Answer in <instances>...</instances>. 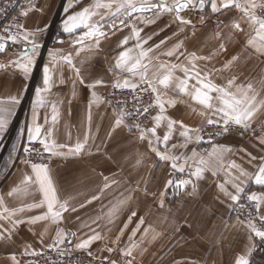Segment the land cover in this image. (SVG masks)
Returning <instances> with one entry per match:
<instances>
[{
	"label": "crops",
	"instance_id": "crops-1",
	"mask_svg": "<svg viewBox=\"0 0 264 264\" xmlns=\"http://www.w3.org/2000/svg\"><path fill=\"white\" fill-rule=\"evenodd\" d=\"M238 2L243 3V0ZM94 3L96 0H29L24 9L27 15L23 32L15 42L3 40L10 46L0 53V64L6 65L0 68V108L6 110L0 113L5 120L0 129V157L16 122L20 120L22 123L6 159L0 162V196L4 198L3 205H0V232L7 236L4 230L11 231L10 239H0V264H16V261L20 264L22 254L50 248L53 244L77 250V244L94 235L100 238L94 240L88 249L97 252L108 264L110 261L126 264L128 260L132 264H236L241 255L252 264L259 249L258 237L251 233L247 222L232 216L235 201L219 186L223 184L234 193L232 181L240 175V169L252 175L264 165V143L261 142L264 139V110L258 113L245 136L228 135L203 153L199 151L200 141L195 139V133H190L193 139L186 147L182 146L185 141H181L184 137L180 135L183 129L179 124L172 129L175 141L165 144L163 136L168 132L167 120L157 126L154 119L149 129L156 127L155 136L146 132L141 139V133L130 131L124 120L116 125V120L120 119L116 110L101 97L103 92L116 88L117 81L122 83L127 79L136 84L140 80L138 75L133 76L116 67L121 52L131 49L130 55L136 57L141 50L151 49L144 63L189 66L188 75H191L190 54L195 53L197 57L205 58L195 61L202 77L210 73L212 82L221 86L235 77L237 85L251 83L253 91L259 93L257 100H264V56L247 46L249 36L253 35L247 17L236 8L213 12L208 0L204 10L190 8L181 13L192 21L184 25L175 20V13L153 11L112 17L108 10L97 9L104 19L100 20L98 15L92 22L102 24L106 35L99 38V46L93 37L85 38L83 45L77 44L76 38L87 29H77L69 34L64 32L63 22ZM168 3L171 4L172 0ZM115 10V7L111 9L112 12ZM235 21L241 22L243 32L233 29ZM57 26L64 36L57 44L47 47ZM134 29L139 31V38ZM25 33L35 35L24 40ZM125 38L128 43L122 44ZM33 43L38 46L35 52ZM177 45L180 46L178 49ZM174 49V55H167ZM24 53L34 58L27 75L23 69L10 63L22 60ZM69 53L73 64L80 69L83 84L72 66L62 59ZM45 66L51 70L50 89L44 85ZM153 71L150 66L149 79ZM175 75L181 79L185 77L181 68L176 69ZM97 80L102 83L94 88L88 87ZM193 83L195 78L189 82L190 85ZM38 90L42 103L37 102ZM232 90L236 91L235 88ZM159 91L162 100L175 99L177 103L175 106L165 103L164 112L160 111L158 115L182 121L184 125H187L185 122L206 121L207 117L200 115L204 108L187 95L174 88L165 91L162 86ZM12 97L18 102L13 103ZM214 105L219 106L216 102ZM211 115L209 112L208 116ZM34 125L40 126L41 137L30 141ZM162 129L167 130L163 135ZM46 134H50V141L65 145L57 149L65 153L77 142H84L85 137L87 143L79 154L55 155L56 160L47 165L57 200L59 203L67 201V211H63L56 222L49 218L33 224L29 219L43 215L47 207H26L43 200V194L36 185L21 183L34 173L31 165L18 161L14 153L25 141L40 143ZM156 137L160 138L159 143ZM214 148L230 151H223L218 161L211 155ZM157 152L179 159L164 160ZM201 159L208 162L206 166L200 165ZM233 162L240 169L232 168ZM197 167L204 168L199 177L194 175ZM176 172L191 183L177 186L178 182L172 177ZM240 179L244 180V177ZM242 186L250 196H264V185H257L254 179ZM25 187V192L8 195L14 188ZM257 203L259 215L264 216V201ZM5 207L9 211L23 207L25 211L8 216ZM54 210L59 211V206ZM16 219L24 223L13 228ZM60 229L66 234L62 244L56 240ZM109 248L112 251H108ZM249 248L252 249L250 255ZM129 250L131 256H126L125 252ZM13 255L16 261L12 260Z\"/></svg>",
	"mask_w": 264,
	"mask_h": 264
},
{
	"label": "snow or ice",
	"instance_id": "snow-or-ice-1",
	"mask_svg": "<svg viewBox=\"0 0 264 264\" xmlns=\"http://www.w3.org/2000/svg\"><path fill=\"white\" fill-rule=\"evenodd\" d=\"M208 3H210L211 10L213 12L219 11L221 8L228 9V8H236L239 9L240 12L244 17H247L249 26L253 30V35H250L247 40V46L250 47L256 54H259L261 56H264V0H243V3L238 2V0H221L220 3L217 2V0H208ZM206 0H172V3L169 4L168 0H159L157 3H151L149 0H140L138 3L137 0H120L119 3H117V0H108V2L101 3L100 0H96V3L93 5H90L88 7H84L81 11L74 13L73 15L69 16L64 22H63V30L66 33L72 34L77 29H87V31L83 32V35L76 38V43L83 45V41L87 37H93L95 38V43L97 46H99L100 37H104L106 33L102 31L103 25L100 23H93L92 19L95 16H100V20L104 19V15H101L96 10L97 9H106L108 10V14H110L112 17H115L117 14H122L125 16H131L134 12H147V11H155L157 13H175V20L178 21L180 24H191V20L185 19L183 16H181V12L188 10L190 8H199L203 9L205 7ZM115 7V12H112L111 9ZM67 11V9H65ZM2 11V9H0ZM27 15V13H24ZM154 22V21H149ZM123 23V21H121ZM23 25H17V28H22ZM115 27V25H113ZM233 29L237 32H243L244 29L241 25V22L235 21L232 25ZM8 31V29H6ZM36 31H42V29H37ZM135 35L137 38H139V31H136L134 29ZM29 35H35V33H25L23 36L24 40H28ZM5 37L0 36V41L4 40ZM7 39L10 41L15 42L17 37L15 35L9 34L7 36ZM128 39L125 38L122 41V44H127ZM146 43V41H145ZM163 43V41L161 42ZM38 46L33 43V52H35L36 48ZM158 47V46H157ZM177 49L180 47L179 45L176 46ZM223 47V46H222ZM6 48L5 43H0V52L4 51ZM80 50H83L81 48ZM132 50L129 49L127 51H123L120 53L119 57L116 60V67L122 70H126L128 73H130L133 76H139L140 80L143 81L148 85V88L151 89L153 93L156 94L155 97V104L159 106L161 113L164 112L165 109V103L175 106L177 103V100L175 99H167L166 101L161 99V93L159 89L161 86L166 91L170 88H174L178 93H182L187 95L191 100L196 101L198 105L202 106L205 111L201 112V116H205L206 123L209 125H223V133H227L229 131L230 125L239 126L242 129H248L251 127L252 123L256 119L258 113L261 112V110H264V100H257V96L259 93H255L253 91V85L251 83H248L247 85H237L236 84V78L233 77L232 79L227 80L226 85H217L209 78L210 73L207 76L202 77L201 71L198 70L197 65L195 63L196 60L199 59H205L204 57H197L195 53H191L192 61L190 62V67L192 69V74L188 75L189 73V66L181 67L180 65H171V64H159V65H151V61L149 63H144V60L148 58V52L151 51V49H148L147 51L141 50L139 55L136 57H133L130 55V52ZM175 49L171 50L167 53V55L172 56L174 55ZM79 54V51L77 52ZM182 54V53H181ZM50 55H52L50 53ZM64 61H66L77 74V77L80 80V83L83 84V78L80 77V69L73 64L72 60V54L69 53L68 55L62 57ZM233 59H237V57H233ZM10 63L18 68L23 69V72L25 75H27L31 71V67L34 64V58L33 56L28 55L27 53H24L22 60L17 59L14 61H10ZM150 66L154 71L152 72V78L149 79V70ZM6 65L0 64V68H5ZM181 68L183 73H185V77L181 79L180 77L175 75L176 69ZM163 70L161 73L160 70ZM51 70L45 66L44 68V85L46 86V89L51 88L52 84V76L50 74ZM195 78V83L189 84L190 81H192ZM102 81L97 80L94 84L88 85V87L94 88L97 84H101ZM264 83V82H262ZM117 88H131L135 90L137 87H139L135 83H130L127 79L123 80L121 83L120 81H117L114 85ZM235 88L236 91H233L232 89ZM148 89H141V91H147ZM212 93H217L218 95L213 96ZM93 97H95V93L93 92ZM12 102H18L15 97H12ZM37 102L42 103L40 101V90L37 91ZM214 102L218 104L219 106H215ZM149 107H152V105H149L148 107H143V112L147 113L149 110ZM6 111L4 108H0V113ZM195 112V109L192 110ZM211 112V116H208V113ZM123 115H127L125 113H122ZM219 117L218 119L213 117ZM35 121V116H34ZM91 119L89 115V120ZM155 123L157 126H159L160 122L162 120H167V127L168 132L163 136V142L167 144L170 136L172 135V129L174 126L179 124V127L183 129V131L180 132V135L185 138V144L182 145L184 147L187 146V142L191 141L193 139V136L190 135V133H195V139L197 141L203 139V137L199 134L202 130L199 128H191L187 125H184L182 121H175L168 117H165L164 115H157L155 118ZM123 123V119H117L116 125H120ZM5 125V120L2 115H0V129H2ZM135 127H139V125H135ZM148 132L151 135L155 136L156 134V127H153L151 129H146L141 131L140 138L143 139L145 137V133ZM220 134V133H217ZM50 134H46L44 139L40 140V143L43 145V150L50 155H59V156H65V155H77L81 151L84 150L85 145L87 143V137H85L84 142H77L74 148H71L68 150L67 153L62 151H57L58 148H64L65 145H57L55 141H50L48 139V136ZM41 137V128L38 125H34L32 129V134L29 137V140H37ZM157 143L160 142V138L156 137ZM264 143V139L261 141ZM175 147V145H173ZM25 151H28V149H25ZM153 151H157L155 148H153ZM223 151H230V149H222L217 150L213 149V153L211 154L214 156L218 161L222 157ZM157 155L160 156L161 159L164 160H177L179 157L169 156L165 153L157 152ZM196 154L193 153V156ZM264 159V158H262ZM27 162V161H26ZM200 165H207V161L201 159L199 161ZM175 163H173V167H175ZM34 175L26 176L25 180L22 181V184L25 185H36L38 187V190L42 192L43 194V200H41L39 203H34L31 205H27L26 207L31 208H41L46 205L47 212L40 216L31 217L29 219V223H36L37 221L46 220L51 218L53 222L58 221L61 218L62 212L67 211V201L64 203H59L57 200L56 190L53 185L51 176L49 175V169L46 164H32L31 165ZM232 168L240 169L239 165H236L234 162L231 165ZM181 171H183V167L180 168ZM204 171L203 167H197L194 175L199 177L202 172ZM240 177H244V180H241ZM107 179V178H105ZM257 185H264V165L259 166L258 171L253 173L252 175H249L247 172H245L243 169H240V175L235 178V180L232 181V187L235 189V192H229L223 184H221L219 187L224 192L226 196H228L232 201H235L239 203L241 199V193L245 191L244 187L242 186L243 183L253 180ZM169 184H172L173 181H168ZM191 183L190 181H180L177 183V186L180 185H186ZM107 187V185H105ZM193 189L195 190V185H193ZM27 191V188H14L12 192H9L8 195L11 196L14 193H21ZM95 199V197H94ZM249 200L252 201H264V196H257L256 194H252L248 197ZM4 198L0 196V205H3ZM59 206V211L54 210L56 206ZM257 208H259V204L256 205ZM25 208H17L12 211H9L6 207L4 208V212L8 213V216H15L16 213L24 212ZM135 215V213H133ZM8 218V217H5ZM258 219L264 223V216H259ZM24 223L23 220L16 219L13 222V228H15L17 225ZM141 223H143V220H141ZM248 228L251 230V233L254 234L256 237L264 238V230H261L260 228H257L255 220L253 218H250L247 222ZM127 227V225H125ZM4 232H7L8 235L6 236L3 232H0V239H10L11 237V231L8 229H5ZM65 232L63 229H60L57 232L56 240L59 243H64L65 239ZM100 237L98 235H94L90 237L89 239L83 240L79 244L76 245L77 249L80 250H87L91 243L94 240L99 239ZM55 244L52 245L54 247ZM251 248L248 249V254L251 253ZM27 251V249H25ZM108 251H112V249H108ZM63 254V253H61ZM89 256L92 255V253L89 251L87 253ZM70 255V253H69ZM126 256H131V251L125 252ZM13 261H16L15 255L12 257ZM16 264H19L18 261H16ZM110 264H116L115 261H110ZM126 264H132L131 260H128ZM236 264H250V260L245 256L241 255L237 260Z\"/></svg>",
	"mask_w": 264,
	"mask_h": 264
},
{
	"label": "built area",
	"instance_id": "built-area-1",
	"mask_svg": "<svg viewBox=\"0 0 264 264\" xmlns=\"http://www.w3.org/2000/svg\"><path fill=\"white\" fill-rule=\"evenodd\" d=\"M29 2V0H0V36L5 37L4 40H8L7 36L9 34L15 35L16 37L22 31V28H17V25L24 24V12L23 8ZM8 29V31H6ZM64 36L62 30H53L51 37L48 41V45L53 46L59 42ZM3 41V40H2ZM0 41V42H2ZM139 87L135 90L131 88H112L102 93V99L106 101L110 106H112L116 112L117 116L123 119L127 124L133 128L143 129L151 121L155 113L157 112L158 106L155 104V93L148 88L146 83L138 82L136 83ZM147 88V91H141V89ZM149 107L147 113L143 112V107ZM125 113L127 115H123ZM139 127H135V125ZM235 129V127H233ZM231 128L229 127V130ZM220 133V134H217ZM223 127L206 129L203 138L205 143L201 144V150L203 152L209 149V143L214 142L222 136ZM34 151L29 154L27 159L30 162H48L52 160L50 155L44 154L39 151V149H32ZM25 152V151H24ZM38 152V153H37ZM6 150L2 153L0 157V162L4 160L7 156ZM24 154L20 152L16 154L19 158ZM250 195L244 192L241 195L239 203H235L233 206V214L238 217H242L245 220L253 218L255 220L256 226L264 229V223L258 219V208L256 205L257 201L249 200ZM60 251L57 247L46 248L45 250L26 253L21 264H89L93 260L89 256L79 252H65ZM63 253V254H61ZM70 253V255H69ZM94 259V258H93Z\"/></svg>",
	"mask_w": 264,
	"mask_h": 264
},
{
	"label": "rangeland",
	"instance_id": "rangeland-1",
	"mask_svg": "<svg viewBox=\"0 0 264 264\" xmlns=\"http://www.w3.org/2000/svg\"><path fill=\"white\" fill-rule=\"evenodd\" d=\"M27 5V4H26ZM25 5V6H26ZM25 7L23 8V12L25 13ZM24 23H25V14H24ZM132 27V26H131ZM133 28H136V26H133ZM23 30H24V24H23V28H22V31L21 32H23ZM56 30H62L59 26H57L56 27ZM20 32V33H21ZM48 43V42H47ZM48 45V44H47ZM47 47H50V44L47 46ZM47 47H45V50H46V48ZM39 73H36V75H38ZM36 79V78H35ZM35 79L33 80V84H34V82H35ZM138 82H142L141 80H139ZM137 82V83H138ZM156 95V94H155ZM27 99H28V97H26L25 98V101L27 102ZM106 102V101H105ZM107 103V102H106ZM26 104V103H25ZM25 106V105H24ZM159 112H160V108H159V106H158V109H157V112L155 113V115L153 116V118L151 119V121L147 124V126H145L143 129H137V128H133L132 126H130L129 124H127L128 126H129V128H130V131H132L133 133H141V131L142 130H146V129H149V126H150V124L152 123V121L154 120V118L159 114ZM21 123L22 122H20V120L19 121H17L16 122V124H15V127H14V131H13V133H12V135H11V137H8V139H7V141H6V155L9 153V150H10V148H11V145H12V142L14 141V138H15V133L17 132V130H18V128H19V126L21 125ZM189 127H191V128H199V129H201L202 131L199 133L202 137H203V135L205 134V130L206 129H214V128H219V127H223V125H209V124H207L206 123V121H191V122H185ZM231 129L227 132V133H224L222 136H219V138L217 139V140H215L214 142H212V143H209V149L212 147V146H214L217 142H219V140H221L222 138H224V137H226V136H228V135H240V136H245L247 133H249V130L248 129H242L241 127H239V126H235V125H230L229 126ZM233 127H235V129L233 128ZM164 130H166V129H162V135H163V131ZM166 132H167V130H166ZM175 141V140H174ZM173 137H172V135L170 136V138H169V140H168V144H172L173 142ZM181 141H185V138H183ZM180 141V142H181ZM200 141V144H199V151L200 152H203L202 150H201V144L202 143H205V139L203 138V139H201V140H199ZM39 149V151L40 152H42V153H44V154H47V155H50L49 153H47V152H45L44 150H43V145L42 144H40V143H38V142H27V141H25L22 145H21V148H20V150L19 151H17V152H15L14 153V156H15V158L18 160V161H23V162H26L27 164H30V165H32V164H46V165H50L53 161H55L56 160V156L55 155H50L51 156V158H52V160L50 161V163H48V162H41V163H37V162H29L28 161V159H27V157H28V155L29 154H32L34 151H32V149ZM25 149H28V151H25ZM209 149L207 150V151H209ZM25 151V152H24ZM207 151H205V152H207ZM20 152H23L24 154H22V156L21 157H17L16 156V154H18V153H20ZM205 152H203V153H205ZM38 153V152H37ZM5 159H6V157H5ZM4 159V160H5ZM183 175H186V174H183ZM172 177H173V180H175V182H180V181H184V179L185 178H183L182 177V175L181 174H179L178 172H176V173H173L172 174ZM244 192H247L248 194H249V192H248V190H246V191H244ZM243 192V193H244ZM242 193V194H243ZM250 195V194H249ZM236 203V202H235ZM234 203V204H235ZM234 206V205H233ZM258 213H259V208H258ZM232 216H234V217H238L237 215H235V214H233V208H232ZM258 216H260V215H258ZM238 218H240L241 220H243V221H245V222H248V220H245V219H243L242 217H238ZM257 228H259V227H257ZM261 230H264L263 228H260ZM256 242H257V244H258V248H260L261 246H264V238H260V237H258L257 239H256ZM54 247H57V248H59V250L60 251H64L65 252V250H66V252L68 253V252H79V253H82V254H85V256L87 255V256H89L87 253L90 251L91 253H92V255L91 256H89L90 258H92V260H93V262L92 263H89V264H108V262H106L105 261V259L103 258V257H100L99 255H97L98 253L97 252H95L94 250H90V249H87V250H80V249H77V250H72V249H70V248H65V247H58V246H54ZM43 250H45V249H43ZM40 251H42V250H40ZM36 252H38V251H36ZM63 252V253H64ZM29 253H33V252H29ZM26 254V253H25ZM25 254H22V256H21V258H22V261H23V258H24V256H25ZM258 254H259V257H258ZM94 258V259H93ZM21 261V262H22ZM255 262H257V263H260V264H264V253H263V255L260 253V252H258L257 254H256V258H255ZM21 264V263H20Z\"/></svg>",
	"mask_w": 264,
	"mask_h": 264
},
{
	"label": "water",
	"instance_id": "water-1",
	"mask_svg": "<svg viewBox=\"0 0 264 264\" xmlns=\"http://www.w3.org/2000/svg\"><path fill=\"white\" fill-rule=\"evenodd\" d=\"M205 7H206V4H205ZM205 7L203 8V9H199V8H197L198 10H204L205 9ZM185 11H187V10H185ZM185 11H183V12H185ZM148 12H153V11H147V12H134V13H132L131 15H133V14H138V13H148ZM183 12H181V13H183ZM1 43H5L6 44V48H5V50L10 46V43L8 42V41H2ZM4 50V51H5ZM4 51H2V52H4ZM1 53V52H0ZM40 67V66H39Z\"/></svg>",
	"mask_w": 264,
	"mask_h": 264
},
{
	"label": "trees",
	"instance_id": "trees-1",
	"mask_svg": "<svg viewBox=\"0 0 264 264\" xmlns=\"http://www.w3.org/2000/svg\"><path fill=\"white\" fill-rule=\"evenodd\" d=\"M258 252H260V253L263 255V253H264V246H261V247L258 249ZM258 257H259V254H258ZM252 264H260V263L253 262Z\"/></svg>",
	"mask_w": 264,
	"mask_h": 264
}]
</instances>
